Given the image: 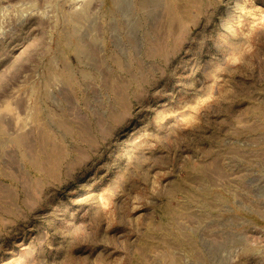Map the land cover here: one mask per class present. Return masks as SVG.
Instances as JSON below:
<instances>
[{"label":"rangeland","instance_id":"374dc122","mask_svg":"<svg viewBox=\"0 0 264 264\" xmlns=\"http://www.w3.org/2000/svg\"><path fill=\"white\" fill-rule=\"evenodd\" d=\"M0 264H264V0H0Z\"/></svg>","mask_w":264,"mask_h":264}]
</instances>
